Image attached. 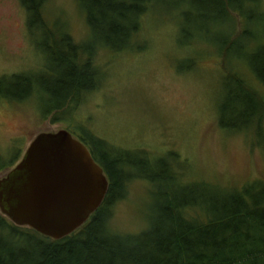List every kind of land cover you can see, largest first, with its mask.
Returning <instances> with one entry per match:
<instances>
[{"label":"rangeland","instance_id":"obj_1","mask_svg":"<svg viewBox=\"0 0 264 264\" xmlns=\"http://www.w3.org/2000/svg\"><path fill=\"white\" fill-rule=\"evenodd\" d=\"M260 1L257 11L264 13ZM41 12L42 21L32 16L31 30L22 0H0V178L23 158L39 132L68 129L98 161V141H107L114 152H127L139 164L130 167L132 179L113 207L110 224L121 233L144 230L165 200L161 193L173 187L139 177V171L149 170L143 158L165 160L170 167L164 174L176 175L174 192L179 194L194 182L239 188L264 180L263 136L254 118L251 123L235 114L249 104L247 95L240 93L238 109L223 116V125L219 121L221 103L236 88L229 71L264 95V85L247 62L258 46L264 47V18L246 20L253 12L249 9L246 15L232 11L229 19L219 5L199 0H154L134 37L117 44L122 48L93 50L92 64L101 71L98 87L83 92L70 108L47 114L56 104L49 87L69 83L70 69L64 64L53 74L57 62L46 44L58 45L66 32L80 44L94 38L79 0H45ZM246 28L256 38L241 34ZM13 75L40 79L41 85L32 89ZM57 94L59 101L62 90ZM189 191L186 198H191Z\"/></svg>","mask_w":264,"mask_h":264},{"label":"trees","instance_id":"obj_2","mask_svg":"<svg viewBox=\"0 0 264 264\" xmlns=\"http://www.w3.org/2000/svg\"><path fill=\"white\" fill-rule=\"evenodd\" d=\"M44 1L22 0L29 14L31 30L35 29L31 23L33 15L42 21ZM79 1L85 8L94 40L91 44L76 43L66 32L64 41H59L60 46L46 44L47 54L57 62L53 74H59L64 64L70 69L66 87L62 84L49 87V98H53L56 104L47 114L67 105L70 108L81 100L83 92L98 87L101 71L92 64L93 50L97 46L122 48L124 45L117 44H125L134 37L140 28L141 17L154 0ZM199 3L219 5L220 12L229 19H232V11L246 15L249 9L255 14L246 15V20L252 22L264 18V13L257 11L260 0H199ZM241 34L255 37L248 28ZM51 45H55V49ZM84 53L88 54L87 58H83ZM248 58V68L264 85V47L258 46L255 54ZM229 75L235 79L236 88L229 91L221 103L220 124H224L225 114L238 109L235 104L240 102V93H244L249 104L235 114L240 112V118H249L251 123L254 118L255 130L264 139V95L238 72L229 71ZM12 79L27 82L32 89L41 85L40 79L30 82L27 75H13ZM60 89L62 95L57 101L54 95H60L57 94ZM11 93L10 97L16 96ZM58 113L55 119L60 118ZM98 142L101 146L97 151L99 161L110 177L102 205L83 226L61 239H53L28 226L16 225L0 211V264H264L263 179L239 188L214 186L207 181L194 182L188 186L191 198H186L184 192L188 189H182L181 194L174 192L176 175L164 174L170 167L165 160L157 163L143 158L140 161L145 162L149 170L143 173L138 170L139 177L172 182L173 191L167 189L161 193L165 200L158 204L157 212L150 215L144 230L116 232L110 224L113 207L125 195L126 186L132 179L130 167L139 164L133 162L127 152H114L116 148L107 141L99 139ZM93 150L95 152V148Z\"/></svg>","mask_w":264,"mask_h":264},{"label":"water","instance_id":"obj_3","mask_svg":"<svg viewBox=\"0 0 264 264\" xmlns=\"http://www.w3.org/2000/svg\"><path fill=\"white\" fill-rule=\"evenodd\" d=\"M109 183L90 148L71 131H42L0 178V211L16 225L61 239L97 211Z\"/></svg>","mask_w":264,"mask_h":264},{"label":"flooded vegetation","instance_id":"obj_4","mask_svg":"<svg viewBox=\"0 0 264 264\" xmlns=\"http://www.w3.org/2000/svg\"><path fill=\"white\" fill-rule=\"evenodd\" d=\"M97 160V159H96ZM98 161V160H97ZM99 162V161H98ZM100 163V162H99ZM101 164V163H100ZM102 165V164H101ZM103 166V165H102ZM103 168H104V166H103ZM104 170H105V168H104ZM105 173H106V175H107V177H108V179H109V181H110V177H109V175H108V173L106 172V170H105Z\"/></svg>","mask_w":264,"mask_h":264}]
</instances>
